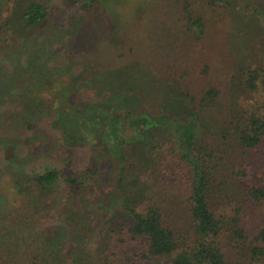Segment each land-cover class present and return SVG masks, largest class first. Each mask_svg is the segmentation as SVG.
Listing matches in <instances>:
<instances>
[{"label":"rangeland","instance_id":"374dc122","mask_svg":"<svg viewBox=\"0 0 264 264\" xmlns=\"http://www.w3.org/2000/svg\"><path fill=\"white\" fill-rule=\"evenodd\" d=\"M44 1L48 11L43 26L21 31L17 27H21L20 13L26 0H0V255L19 252L21 235L30 234L23 229L26 221L33 220L32 231L38 226L46 233H54V226L58 225L69 237L70 226L58 223L64 215L49 213L51 204L58 201L65 215L72 207L84 219L83 209L87 207L97 214L98 228L108 221L116 224L122 214V196L114 193L112 198L111 192L118 170L114 171V163L102 161L101 152L92 147L97 141L94 140L100 137L107 143L114 140L115 131L128 139L134 136L115 123L118 115L114 113L125 111L114 106L118 99L146 103L150 111L173 107L161 103L167 88L158 81L146 55L148 50L154 52L168 43L165 35L171 32H165L164 25L171 20L165 12L149 22L144 15L149 0ZM235 1L239 9L246 10L247 0ZM252 2L249 0V6ZM248 11L247 16L239 19L227 16L219 25L211 22L207 40L208 53L215 60L212 79L224 84L223 109L235 125L245 117V111L258 107L264 100V92L249 94L241 85L247 65L264 66V9ZM6 21L8 27L4 25ZM130 46L135 47V52L119 57ZM126 87L131 88V94L124 92ZM168 91L167 96L176 100L177 90L172 87ZM60 110L70 115L68 121L75 117L72 110L80 112L77 116L82 122L81 127L66 135L64 143L60 129L52 125L55 112ZM96 115L103 117L101 127L89 122ZM207 121L210 125L219 124L216 113H210ZM205 127L203 134L198 131L199 138L215 143L210 126ZM107 148L113 149L109 145ZM225 156L220 172L224 185L222 193L213 198V207L218 211L239 202L249 212L255 231L264 225V208L256 207L243 195L246 180L230 172L246 162L251 171L248 179L254 181L257 168L264 167V139L256 151L246 156L236 147L228 148ZM158 161L159 158L153 162L152 172L142 176L140 196L165 186L176 191L171 181L166 184V180L159 178L156 171L162 163ZM46 167L79 175L86 182L79 185V191L67 188L64 182L56 189L41 190L30 179ZM162 178L167 177L163 174ZM32 213L37 219H33ZM27 214L32 218H27ZM252 230L250 234L254 235ZM63 245L55 246L56 250H62Z\"/></svg>","mask_w":264,"mask_h":264},{"label":"trees","instance_id":"16d2710c","mask_svg":"<svg viewBox=\"0 0 264 264\" xmlns=\"http://www.w3.org/2000/svg\"><path fill=\"white\" fill-rule=\"evenodd\" d=\"M149 1L144 11L149 22L163 12L171 20L164 25L165 32H171L165 35L168 43L154 52L148 50L146 55L158 81L167 88L161 103L173 104V109L150 111L146 103L121 102L114 94L118 99L114 106L125 109L123 113L116 110L115 123L132 131L134 136L128 139L115 131L114 140L104 143L98 137L92 147L101 152L102 161L114 163V171L118 170L111 195L122 196L119 221L116 224L108 221L98 228L97 214L92 209H83L82 219L72 207L65 215L59 201L55 202L49 213L64 215V220L58 223L70 226L69 237L58 225L54 226V233H46L38 226L32 231L33 220L25 224L23 219V229L30 234L21 235L16 255L1 254L0 264H264V225L254 231L249 212L239 202L218 211L213 207V198L222 193L224 185L220 172L227 149L236 147L246 156L256 151L264 139V100L258 107L245 111V117L237 125L234 119H228L222 103L225 87L212 79L215 60L208 53L207 44L211 22L219 25L227 16L237 19L247 16L248 8L256 13L255 10L264 9V0H251V6L247 0L246 10L239 9L235 0ZM47 11L44 0H26L20 13L21 27L17 28L27 31L43 26ZM4 25L8 27L9 22ZM123 50L119 57L134 53L135 47ZM241 83L249 94L263 93L264 66L247 65ZM172 87L177 90L176 100L167 96L168 88L172 91ZM126 88L124 92L131 94V88ZM168 100L171 102L167 103ZM72 111L75 116L72 121H68L67 112L60 110L55 112L52 122L60 129L63 143L70 131L82 126L77 116L80 112ZM210 113H216L219 119L218 125L211 124L214 127L207 121ZM102 118L96 115L89 122L101 127ZM205 124L210 126L215 143L199 138L198 131L203 134L207 130ZM28 126L32 127L29 123ZM108 145L113 149L107 148ZM158 158L162 164L156 173L166 184L171 181L176 191L165 186L140 196L138 186L142 176L150 173ZM245 163L230 174L245 179L243 195L256 207L264 208V167L257 168L256 179L251 181L248 179L251 171ZM163 174L167 178H162ZM30 180L44 191L56 185L58 188L62 182L79 191V185L86 182L79 175H67L56 167H46ZM32 216L37 219L35 214ZM32 216L27 214V218ZM61 243L63 249L57 251L55 246Z\"/></svg>","mask_w":264,"mask_h":264}]
</instances>
